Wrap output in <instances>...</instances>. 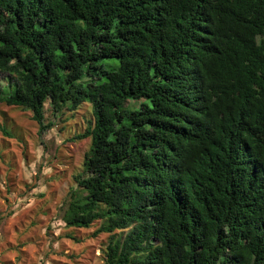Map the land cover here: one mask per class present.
<instances>
[{
  "label": "trees",
  "instance_id": "trees-1",
  "mask_svg": "<svg viewBox=\"0 0 264 264\" xmlns=\"http://www.w3.org/2000/svg\"><path fill=\"white\" fill-rule=\"evenodd\" d=\"M0 75L39 131L91 106L61 218L103 264H264V0H0Z\"/></svg>",
  "mask_w": 264,
  "mask_h": 264
},
{
  "label": "rangeland",
  "instance_id": "rangeland-1",
  "mask_svg": "<svg viewBox=\"0 0 264 264\" xmlns=\"http://www.w3.org/2000/svg\"><path fill=\"white\" fill-rule=\"evenodd\" d=\"M114 63L105 61L108 68ZM87 104L64 120L45 104L43 121L53 125L39 131L29 110L0 103V124L12 133L0 131V264L104 263L109 235L94 234L100 222L67 227L61 218L62 201L89 145L88 138L70 140L92 121Z\"/></svg>",
  "mask_w": 264,
  "mask_h": 264
}]
</instances>
